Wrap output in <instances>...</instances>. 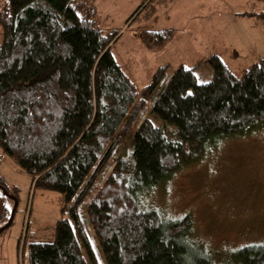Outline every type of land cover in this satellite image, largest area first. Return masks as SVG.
<instances>
[{
    "label": "trees",
    "instance_id": "1",
    "mask_svg": "<svg viewBox=\"0 0 264 264\" xmlns=\"http://www.w3.org/2000/svg\"><path fill=\"white\" fill-rule=\"evenodd\" d=\"M1 3L0 148L35 189L55 190L63 200L54 239L29 242L27 264H101L84 227V204L106 264H216L191 238V216L148 209L138 186L151 190L207 146L264 124V58L235 70L212 54L204 60L213 70L206 82L184 64L167 77L166 64L140 92L111 50L117 31L104 34L86 0ZM258 17L264 22V12ZM174 32L141 37L159 49ZM137 120L131 158H119L98 185ZM166 125L175 127L174 138ZM9 194L0 176V228L8 224L0 233L13 222L17 197ZM231 257L225 264H264V243Z\"/></svg>",
    "mask_w": 264,
    "mask_h": 264
},
{
    "label": "rangeland",
    "instance_id": "2",
    "mask_svg": "<svg viewBox=\"0 0 264 264\" xmlns=\"http://www.w3.org/2000/svg\"><path fill=\"white\" fill-rule=\"evenodd\" d=\"M144 1L86 0L104 34L117 31L111 50L140 92L166 64L167 77L184 64L195 67L199 82H206L213 70L204 60L212 54L235 70L264 57V22L258 17L264 12V0ZM169 27L175 32L162 48L150 49L143 42L144 31ZM154 99L147 101L148 116ZM153 119L163 124L161 119ZM140 122L135 121L130 132L121 135L120 146L98 185L119 158H131L132 135ZM173 129L165 126L171 138ZM0 176L9 186V195L17 197L12 200L13 222L0 233V264H27L29 242L54 239L56 223L63 216V200L55 190L35 189L32 176L1 148ZM138 187L140 200L148 209H156L166 218L190 215L191 238L216 264L231 263L236 250L264 243V124L223 139L212 149L207 146L195 161L184 164L151 190ZM85 206L81 210L84 227L100 263L106 264ZM65 209L64 213L67 206Z\"/></svg>",
    "mask_w": 264,
    "mask_h": 264
},
{
    "label": "crops",
    "instance_id": "3",
    "mask_svg": "<svg viewBox=\"0 0 264 264\" xmlns=\"http://www.w3.org/2000/svg\"><path fill=\"white\" fill-rule=\"evenodd\" d=\"M264 58V57H263ZM262 59V58H261ZM118 61V60H117ZM120 64V63H119ZM121 65V64H120Z\"/></svg>",
    "mask_w": 264,
    "mask_h": 264
}]
</instances>
